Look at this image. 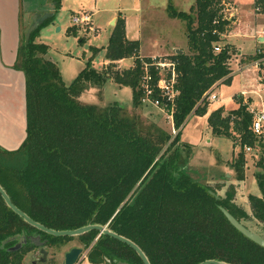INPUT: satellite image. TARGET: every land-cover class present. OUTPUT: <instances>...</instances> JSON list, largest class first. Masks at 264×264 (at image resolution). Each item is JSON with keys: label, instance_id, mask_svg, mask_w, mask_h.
Listing matches in <instances>:
<instances>
[{"label": "trees", "instance_id": "trees-1", "mask_svg": "<svg viewBox=\"0 0 264 264\" xmlns=\"http://www.w3.org/2000/svg\"><path fill=\"white\" fill-rule=\"evenodd\" d=\"M52 1L57 11L62 1ZM226 1L195 0L188 11L168 1V14L186 21L191 48L190 52L166 56L175 60L177 70L179 93L173 105L168 103L173 109L175 134L128 115L127 107L117 101L100 105L80 98L87 88L102 86L112 77L132 88V107L144 103L143 63L152 56L140 55V39L127 36L125 17L119 14L105 46H91L93 54L69 83L58 62L47 55L50 45L36 40L56 13L35 28L30 41L23 40L20 65H16L26 75L27 99V135L14 151L19 157L18 206L57 229L108 224L137 242L152 264H199L207 258L264 264V246L239 230L221 206L240 220L251 214L232 202L230 191L221 196L211 184L192 174L188 167L192 144L181 139L190 115L207 110V95L213 87L231 83L233 78L230 61L236 48L225 38L233 21L224 12ZM255 6L264 12V0H255ZM68 31L76 33L75 26H69ZM103 47L110 62L99 70L93 59ZM125 57H132L133 64L119 68L116 61ZM250 57L259 60L264 82V63L260 61L264 49ZM152 97L165 99L158 88ZM235 98L237 106L214 108L208 121L213 133L240 145L231 162L237 178L245 177L246 147L260 148L257 164L261 169L255 176L261 194L249 197L253 215L264 221V130L257 133L252 128L255 109L250 108L251 98L244 100L242 94ZM13 214L18 216L19 234L39 236L50 245L73 238L39 229L7 206L0 264H25V254L37 246L30 237L18 249L7 247L12 242L2 245L10 233L6 234V229L11 231ZM76 236L89 248L87 257L93 263L144 264L131 245L110 234H99L98 229Z\"/></svg>", "mask_w": 264, "mask_h": 264}, {"label": "rangeland", "instance_id": "rangeland-1", "mask_svg": "<svg viewBox=\"0 0 264 264\" xmlns=\"http://www.w3.org/2000/svg\"><path fill=\"white\" fill-rule=\"evenodd\" d=\"M61 7L57 10L55 14V20L59 23L57 26L49 24V29L45 30V41L49 42L53 47H55L56 52L55 56L60 64V66L64 69L69 65L70 54H66L65 51H71L73 53H77L83 49L82 44L78 43L77 37L73 33H68L66 29V25H68L71 21V25L75 26L76 30L81 33L82 36L90 33L91 37H95V30L89 28V25H77L72 22V15L74 9H86L92 11V26H99L101 29V34L97 37V40L101 43H107L108 41V31H109V21L108 14L110 8L119 7L121 5L126 6L129 5L130 0H61ZM168 0H153L151 2L157 3L158 6H163L158 11L149 10L146 13L145 17V38H143L142 44V52L143 53H151L157 50L156 42L162 43L163 38L165 40L173 41V38L177 40L180 39L182 43V48L186 52H190L191 48L188 44L186 45L184 42L188 40L187 36V26L186 21L181 18H172L167 13L165 8V3ZM177 8L183 10H190L191 4L195 3V0H172ZM227 2V1H226ZM45 5V4H44ZM50 7L52 4L49 5ZM252 9L254 13L258 12V9L253 4ZM231 5L228 3L225 5V14L229 17H232ZM80 10V9H79ZM44 12V11H43ZM42 12V13H43ZM32 17V16H31ZM235 17V16H234ZM147 18V20H146ZM71 19V20H70ZM173 23H178V27H172ZM63 24L62 29H58V27ZM29 25H27L24 29V34ZM158 33V37L156 36ZM164 34L165 36H163ZM95 40V41H97ZM158 40V41H157ZM97 41V42H98ZM242 40L238 41L241 42ZM245 44H243L242 49L245 53H237V49L232 55L230 64L233 70H240L239 68L242 65H246L247 63H252L253 61L259 62V60H253L250 56L256 54L257 52L264 49V40L257 39L258 41V49H256V41L252 38H246ZM167 42V41H164ZM169 43L168 50H171L172 43ZM242 44V42H241ZM87 48V46H86ZM71 49V50H70ZM176 51H172L169 55L175 53ZM251 53V54H248ZM169 55H158L161 58H164ZM261 62L264 63V57L260 58ZM82 60V59H81ZM97 64L102 66L100 63L99 56L97 57ZM235 69H234V68ZM246 67V66H245ZM65 70V69H64ZM66 71V70H65ZM260 71V70H259ZM261 75V74H260ZM69 76V73L66 71V77ZM258 71L253 69L252 67L246 68L243 71H239L236 77L232 78L231 83H226L221 90L219 98L217 100H210V104L207 107V110L204 113H192L186 122L185 126L181 132V139L192 144V153L189 159L188 167L191 169L192 174L200 178L201 180L207 181L216 189V192L221 196H225L227 191H230L233 195L232 202L240 207L245 208L251 215L249 218H243L241 220L246 225H248L251 229L259 232L264 235V221H261L257 217L253 215V210L251 207L250 194H261V189L258 184L257 178L255 176V171L261 169L258 166L257 162L260 158L261 150L259 147H246L245 157H246V167H245V177L243 179L237 178V172L231 165L233 158H235L236 153L240 150V145L235 144L233 139L223 136L217 135L213 133L212 128L208 121V116L212 112V110L220 105H225L226 108H231L238 104L234 91L245 87L246 89H258L257 92H252L255 97V100L258 102L256 106L259 108H253L250 104L251 109H255L257 111L264 110V88L261 87L259 81ZM65 79V78H64ZM65 81L69 83L66 79ZM104 85V84H103ZM102 86H95L97 88H101ZM91 88V89H90ZM261 88V89H259ZM92 89V86L84 90L80 98L86 102H95L100 105H108L114 103L116 101L112 100L113 91L106 87V98L111 99L109 102L106 100L100 99L98 94L93 95L89 91ZM88 90V92H87ZM101 91V92H102ZM234 94V95H233ZM245 95H243L244 97ZM119 103L124 104L127 107L128 115H136L138 116L144 123H157L164 129L172 134L176 133V129L171 117L169 110L162 109L161 106H157L152 102L144 101L142 106L137 108L132 107L133 104L130 101H117ZM21 238H24V232L20 233ZM39 237L35 239L38 240ZM40 239V238H39ZM73 246H83L85 255L82 257L81 261L78 264H89L86 260V255L89 248H86L84 244L81 242L78 236L73 235L72 239L65 240L61 243L50 245L46 244V247L49 250L48 255V264H63L65 259V253L70 250ZM41 253L38 248H34L29 250L25 254L24 263L25 264H33L32 260L39 258ZM91 262V261H90ZM93 264V262H92ZM95 264H108L106 261L95 263Z\"/></svg>", "mask_w": 264, "mask_h": 264}, {"label": "crops", "instance_id": "crops-1", "mask_svg": "<svg viewBox=\"0 0 264 264\" xmlns=\"http://www.w3.org/2000/svg\"><path fill=\"white\" fill-rule=\"evenodd\" d=\"M151 1L153 0H130L129 5H121L119 7L110 8L109 14L107 15L110 24L108 31V41L113 26L116 23L119 14H121L123 17H125L126 20L127 36L133 39H140L141 45L139 52L141 56L169 55L173 50L177 51V49L182 46L183 42H181L180 39L177 40L174 37H172L173 41L171 42L172 39L165 40L164 37L163 40L167 42H156L159 45L157 46V50L155 52H142L143 38H145L146 34H149L148 32L146 33L144 29L146 13L149 10H152L153 12L158 11L163 7L158 6L157 3L155 4ZM168 1L164 5L166 10ZM227 3L231 5L230 10L232 12L233 21L231 29L225 34L226 41L235 46V48L237 49V53H245V51H243L242 49V46L243 44H245L246 38H252L255 39L256 49H258L259 44L257 39L263 38L264 40V12H252L253 9L251 6L253 4L255 5V0H227L226 4ZM50 4H52L51 7L49 6ZM193 4H191V6ZM46 10L53 11L54 13L57 12L52 0H0V146L8 150L18 149L27 135L26 75L23 69H21L19 66H16L17 64L20 65L19 49L21 44L23 43V40L25 39L26 33L24 34V29L31 23V16L35 12H45ZM74 10H72V12ZM50 24L57 26L59 23L54 19V21ZM50 24H47L41 28L39 35L36 38L37 41L46 42L45 30L49 29ZM177 24L178 23H173L172 27H178ZM69 26H72L71 21L68 25H66L67 31L69 30ZM62 27L63 24H61L58 29H62ZM100 29L101 28L99 26H96V30L94 32L95 37H91L90 33L92 32L88 33L85 36H82L81 33L78 32V30H76V33H73L77 37L78 43L82 44L83 49L77 53L65 51L66 54L71 55L69 59V65L67 66V68H64L69 73L68 77H66V71L60 66L55 56V47H53L49 42H46L50 45V49L47 55L58 62L63 77L68 82H71L76 77L79 71L85 66L88 58L93 54L91 49L92 45L101 47L105 46L108 43V41L107 43H101L97 40L96 36H99L101 34ZM68 33L71 32L68 31ZM162 35L165 36L164 34ZM156 36L158 37V33H156ZM80 37H82V40L80 39ZM95 40H97L98 42ZM240 40H242V44L241 42H238ZM170 42L173 44V48L171 50H168L166 48H168ZM184 43L187 45L188 40ZM98 56L102 66H99L97 64ZM109 62L110 59L106 57V48L104 47L94 55L93 64L99 70L104 69L109 64ZM116 62L119 68L129 67L133 64V58L125 57L119 59ZM249 67H252L253 69H256L258 71V78L261 87L264 88V82L262 81V76L260 75L259 71L260 67L258 65V62L256 61L247 63L246 65H242V67L239 68L240 70H236L233 67L235 69L232 71L233 78L237 76L239 71H243L244 69ZM225 85L226 83H219L213 87L212 91L220 95L221 90L219 89H222ZM106 87H109L113 91V97H111L112 100H125L132 102V88L127 85L125 86L118 84L113 80L112 77L108 78L104 83L103 91L101 90V88H97L96 90H94L95 86H92L93 90H90V88L89 92L93 95L98 94V96L100 97L99 101L103 99L109 102L111 99L106 98ZM253 90L254 92L258 91V89H246L245 87H242L241 89L234 91V94L245 95L243 97L244 100H247L250 97L251 106L253 108H258L256 106L258 102L255 100V97L252 94ZM219 99H221V96L217 100ZM85 261L89 264H92L87 255Z\"/></svg>", "mask_w": 264, "mask_h": 264}, {"label": "water", "instance_id": "water-1", "mask_svg": "<svg viewBox=\"0 0 264 264\" xmlns=\"http://www.w3.org/2000/svg\"><path fill=\"white\" fill-rule=\"evenodd\" d=\"M54 14L53 11L46 10L45 12H35L32 15L31 23L29 24L26 34H25V42H29L31 38V34L35 28H37L45 19L52 16ZM115 22V21H113ZM263 40V38H261ZM183 51L182 49L178 48L176 52ZM0 190L6 200V202L12 207L14 211L19 213L27 222L30 224L36 226L39 229H42L44 231H47L49 233H52L54 235H79L82 233H85L91 229H98L99 234L101 233H107L110 234L122 241L127 242L129 245H131L141 256L144 264H152L148 255L145 253L143 248L135 242L133 239L127 237L126 235H123L113 229H111L108 224H102V223H89L82 226H79L77 228H70V229H57L51 226H48L41 221H38L34 219L31 215H29L24 209L19 207L16 203H14L7 193V191L0 185ZM221 209L224 211V213L227 215L229 220L244 234H246L248 237L252 238L259 244L264 246V235L260 234L259 232L251 229L248 225H246L244 222H242L240 219H238L228 208L221 206ZM25 238H23L25 242H27V237L24 235ZM39 237V236H37ZM97 238V237H96ZM34 243L37 245L39 252L41 253L40 257L37 259H33L32 263L36 264L38 262H47L49 250L46 247V244L44 241H41L39 238L38 240H35ZM23 245L22 242H19L16 246H14L12 249H18ZM85 255L84 253V247L83 246H73L70 250H68L65 253V259L63 264H77L82 257ZM120 264H129L128 262L121 261ZM199 264H236L234 262H229L226 260H220L216 258H207L203 261H201Z\"/></svg>", "mask_w": 264, "mask_h": 264}, {"label": "built area", "instance_id": "built-area-1", "mask_svg": "<svg viewBox=\"0 0 264 264\" xmlns=\"http://www.w3.org/2000/svg\"><path fill=\"white\" fill-rule=\"evenodd\" d=\"M256 8L258 9V7ZM72 22L77 25H89V28L96 30V27L92 26V13L89 10H74ZM216 50H220V47L216 46ZM152 68L156 70V75ZM143 69L142 86L145 91L143 101L152 102L157 106H161L163 110L167 108L173 120V109L172 107L171 109L168 108V103L171 102L173 105L179 93L176 87L177 70L175 60L167 57L152 56L151 60H144ZM157 88L162 97L165 98L164 101L152 97V94ZM207 97L210 100L219 98L218 94L214 91H210ZM254 112L252 128L255 132L260 133L264 130V110H254ZM247 148L249 149L251 147L247 146Z\"/></svg>", "mask_w": 264, "mask_h": 264}, {"label": "flooded vegetation", "instance_id": "flooded-vegetation-1", "mask_svg": "<svg viewBox=\"0 0 264 264\" xmlns=\"http://www.w3.org/2000/svg\"><path fill=\"white\" fill-rule=\"evenodd\" d=\"M16 150V149H15ZM15 150H8L0 146V185L7 191L12 201L17 204L18 198V188H19V157ZM18 205V204H17ZM10 205L6 202L1 190H0V236L4 234L3 223H4V210ZM12 208V207H11ZM16 212V211H15ZM11 231L6 229V238L2 239V245L8 244L12 242L9 246V249H12L19 242L25 243L24 239L21 238L18 230V216L12 215L11 218ZM30 237L33 241H35L37 236H27ZM25 238V237H24ZM41 240V239H40ZM44 241L45 240H41ZM46 244V242H45ZM37 248V247H36ZM34 249V248H33Z\"/></svg>", "mask_w": 264, "mask_h": 264}]
</instances>
